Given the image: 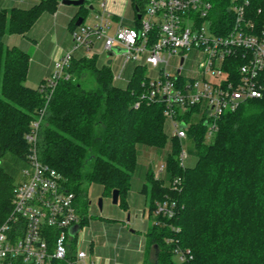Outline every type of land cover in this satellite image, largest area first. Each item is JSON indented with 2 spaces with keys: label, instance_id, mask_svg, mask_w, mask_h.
<instances>
[{
  "label": "trees",
  "instance_id": "obj_1",
  "mask_svg": "<svg viewBox=\"0 0 264 264\" xmlns=\"http://www.w3.org/2000/svg\"><path fill=\"white\" fill-rule=\"evenodd\" d=\"M32 1L29 8H0V223L11 210L12 190L27 161L25 135L38 121L37 156L58 171L75 194L83 225L88 203L85 183L100 184L108 196L117 189L118 203L128 209L137 146L162 149L167 143L166 119L161 103L141 98L146 78L145 68L138 65L120 87L108 64L99 63L95 55L79 54L70 62L71 77L59 80L51 94L27 86L29 55L7 45L4 36L25 34L43 11L54 13L61 4V0ZM227 2L212 0V23L219 28L230 21ZM136 3L140 8V0ZM258 9L264 10V0H249L247 15L256 23L262 18ZM84 10L79 6L71 30L78 17L84 20ZM232 62L235 72L240 61ZM258 77L262 96L222 114L209 141L203 119L190 122L197 107L180 116L190 123L186 134L196 150V164L179 165L181 142L172 138L166 159L168 184L151 169L146 171L141 192L147 195L152 224L145 232L142 264H178L173 259L175 247L193 254L189 263L182 264H264V69ZM174 178L180 180L176 188L171 187ZM164 200L175 202L170 218L153 214L156 203ZM74 256L69 244L66 259L53 264H72Z\"/></svg>",
  "mask_w": 264,
  "mask_h": 264
},
{
  "label": "built area",
  "instance_id": "obj_2",
  "mask_svg": "<svg viewBox=\"0 0 264 264\" xmlns=\"http://www.w3.org/2000/svg\"><path fill=\"white\" fill-rule=\"evenodd\" d=\"M131 1L138 8L134 13V25L118 23L110 32L105 15L96 13L97 24L82 22L72 29L70 48L56 57L53 72L40 83L39 90L51 94L59 80L69 79L68 68L75 55L89 58L119 47L122 52H114L112 58L122 55L124 62L119 73L112 74L113 80L122 78L128 62L151 68L154 75H145L141 98L162 104L163 115L173 127L171 138L180 142L187 138L190 124L180 116L193 107L202 112L200 119L206 126V135L211 137L222 114L262 96L258 76L264 69V10H257L262 18L256 23L247 15L249 0H228L230 21L219 28L212 23V0H140V8L136 3L138 0ZM100 4L104 10L105 2L101 0ZM84 5L91 10L89 2ZM192 47L202 48L206 57L198 64V78L181 80L179 75L185 53ZM172 55L179 57L176 76H172L170 70ZM237 60L240 63L234 67L235 72H231L232 61ZM38 126V121H33L25 135L29 144L27 161L12 190L11 210L0 223V263L21 260L26 264H53V260L63 261L69 240L77 236L82 226L75 194L67 189L58 171L37 156ZM186 157L187 152L181 145L180 166L185 167ZM179 183V178H174L171 187L176 188ZM153 214L172 217L175 202L156 203ZM74 225H79V229L73 236L69 230ZM172 252L178 264L193 259L189 249L175 247ZM70 263L96 264L83 249L75 253Z\"/></svg>",
  "mask_w": 264,
  "mask_h": 264
},
{
  "label": "rangeland",
  "instance_id": "obj_3",
  "mask_svg": "<svg viewBox=\"0 0 264 264\" xmlns=\"http://www.w3.org/2000/svg\"><path fill=\"white\" fill-rule=\"evenodd\" d=\"M21 8H29L32 0H9ZM101 0H92L91 4L97 11L100 8ZM8 8L7 5H4ZM76 10L79 6H73ZM85 7V5H83ZM121 16L126 25H134V8L129 2L120 4ZM86 8V7H85ZM95 10L86 8L83 24L94 25L99 22ZM70 36V34H68ZM69 36L60 33V26L54 22L53 13L48 10L43 11L33 26L23 35L7 34L4 36V42L9 46H17L29 55L28 79L25 84H33L46 80L53 72L54 60L65 50ZM72 43V41H71ZM77 53H80L79 51ZM186 58L180 70V79L198 78V64L203 61L206 54L202 48L192 47L186 51ZM99 63H106V53L101 52L97 55ZM124 58L117 55L112 58L109 64L113 75L119 73L122 68ZM179 65L178 55H172L170 58V70L172 76H176V69ZM134 62H128L123 70L122 78L116 79L115 84L125 86L127 80L125 77L133 72ZM51 72V73H50ZM50 73V74H49ZM49 74V75H48ZM154 75L151 68H145V75ZM33 81V82H32ZM114 81V80H113ZM94 86L93 83H87V87ZM202 112H194L190 122H195L201 118ZM172 125L168 119L164 123V132L167 136V143L162 149L153 147L137 146V164L131 179V187L128 195L131 197L128 202V209L124 210L119 203L114 204L111 196L102 194V186L97 183H85L83 185L88 199L84 215L87 222L81 226L77 236L69 240L72 250L76 253L79 249L86 250L91 259L96 264H136L142 258L139 251L145 239V232L152 224V219L148 216L147 195L141 192L145 182V173L151 169L156 178L169 182V176L166 169V159L172 150L171 133ZM211 137L205 136L209 141ZM182 147L187 152L184 160L185 167H192L196 164V150L193 142L188 138L181 141ZM162 168V170H161ZM102 199L101 208L98 206V199ZM129 215V220L127 219ZM176 262V257H173Z\"/></svg>",
  "mask_w": 264,
  "mask_h": 264
},
{
  "label": "crops",
  "instance_id": "obj_4",
  "mask_svg": "<svg viewBox=\"0 0 264 264\" xmlns=\"http://www.w3.org/2000/svg\"><path fill=\"white\" fill-rule=\"evenodd\" d=\"M102 1L105 2V9L103 10V7L100 4V8L102 9V11L95 10L94 6H93V10H95V14L96 13H103L105 15V17L107 18L108 23L110 25V30H109L110 32H112L115 29V26L118 25V23H121L122 25H126L123 22L124 18L120 14L121 13V9H122L120 7L121 3L129 2L130 5H132V7L134 8V13H135V2L134 1H131V0H102ZM4 5H7L8 8L16 6L14 3L10 2L9 0H0V8H5ZM76 14H77V10H76L75 7H73V5H64V4H60L58 9L53 13V20H54L55 23H57L60 26V33H62L65 36L66 35L69 36L68 34H70L68 42H67V45L65 46V50H62L61 53L58 56L63 54L71 46L72 39H71V29H70L69 24L72 21V19L76 16ZM106 62H107V60H106ZM27 79H28V75H27ZM125 79L128 82L129 75H127L125 77ZM40 83L41 82H37V83L33 82V84H28L27 86H30L32 88H36V87H38V85ZM120 87H122V86H120ZM130 199H131V197L128 195L127 196L128 202H130ZM127 219L129 220V215H128ZM145 250H146V242H144L142 248L139 250V251H141L142 258H140L136 264H142V262L144 260V256H145ZM91 260H93V259H91Z\"/></svg>",
  "mask_w": 264,
  "mask_h": 264
},
{
  "label": "water",
  "instance_id": "obj_5",
  "mask_svg": "<svg viewBox=\"0 0 264 264\" xmlns=\"http://www.w3.org/2000/svg\"><path fill=\"white\" fill-rule=\"evenodd\" d=\"M60 2H61V4H64V5H73V6H81V5H84L85 2H89L90 3L89 9L93 10V5L91 4L92 0H61ZM135 9L137 10L138 8L135 7ZM138 17H139V15H138ZM82 21H83L82 17H78L76 22H75V25L76 26L80 25L82 23ZM114 52L120 53V52H122V49L119 47H114L113 51H108L106 53V56L108 57L106 64L109 65L111 63L112 56L114 55ZM181 62H182V60H181ZM118 196H119V191L117 189H114L111 193L112 203H114V204L118 203ZM101 205H102V199L99 198L98 199L99 208H101ZM78 229H79V225H74L70 228L69 233L74 236L76 234V232L78 231ZM154 247L157 249L156 245H154Z\"/></svg>",
  "mask_w": 264,
  "mask_h": 264
}]
</instances>
